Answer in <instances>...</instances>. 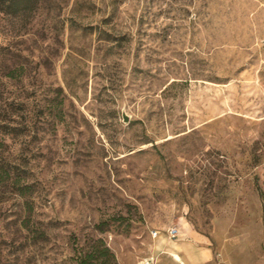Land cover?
<instances>
[{"label": "rangeland", "instance_id": "374dc122", "mask_svg": "<svg viewBox=\"0 0 264 264\" xmlns=\"http://www.w3.org/2000/svg\"><path fill=\"white\" fill-rule=\"evenodd\" d=\"M75 2L0 20L37 183L0 194V264H264V0Z\"/></svg>", "mask_w": 264, "mask_h": 264}, {"label": "trees", "instance_id": "16d2710c", "mask_svg": "<svg viewBox=\"0 0 264 264\" xmlns=\"http://www.w3.org/2000/svg\"><path fill=\"white\" fill-rule=\"evenodd\" d=\"M79 1L76 0L75 6L79 4ZM69 3L70 0H0V20L23 22L30 19V22L32 20V22L39 24L41 17L45 15V19L49 21L48 27L59 32L64 30L65 24L58 17V13ZM8 48L9 46H6L3 49ZM19 70H21L19 67H11L6 63L0 64V194L11 193L21 200L30 198L32 201L36 193V181L29 180L31 175L30 177L26 176L25 170L20 171L19 167L22 164L17 163L18 159L14 157L11 151H8L7 154L2 151V148L8 146L6 144L7 138L18 135L20 124L22 125L20 112L25 106L24 100L19 97L13 99V105L19 107L15 111L21 117L19 120V117L10 114L7 109L10 97L6 91L9 87L19 88L22 85L23 79L18 75ZM8 201L6 198H0V210ZM24 206L30 211L33 209V203L27 199Z\"/></svg>", "mask_w": 264, "mask_h": 264}, {"label": "built area", "instance_id": "2783aa9c", "mask_svg": "<svg viewBox=\"0 0 264 264\" xmlns=\"http://www.w3.org/2000/svg\"><path fill=\"white\" fill-rule=\"evenodd\" d=\"M169 235L171 236L172 239H177L179 238V231L177 229H172L169 231ZM157 236H158V232H154L153 237L156 238ZM146 264H154V262L151 259L150 261H147Z\"/></svg>", "mask_w": 264, "mask_h": 264}, {"label": "crops", "instance_id": "0c3cea01", "mask_svg": "<svg viewBox=\"0 0 264 264\" xmlns=\"http://www.w3.org/2000/svg\"><path fill=\"white\" fill-rule=\"evenodd\" d=\"M164 242V241H163ZM166 242V241H165ZM158 250H160V251H164V252H166V254H167V252H169V253H172V252H170V251H167L165 248L164 249H160L159 247H158ZM210 258V255H209V257L207 258V259H209ZM206 259V260H207ZM183 264V263H182Z\"/></svg>", "mask_w": 264, "mask_h": 264}, {"label": "water", "instance_id": "95a60500", "mask_svg": "<svg viewBox=\"0 0 264 264\" xmlns=\"http://www.w3.org/2000/svg\"><path fill=\"white\" fill-rule=\"evenodd\" d=\"M124 121L127 122L128 121V117L126 115H124Z\"/></svg>", "mask_w": 264, "mask_h": 264}, {"label": "bare ground", "instance_id": "6f19581e", "mask_svg": "<svg viewBox=\"0 0 264 264\" xmlns=\"http://www.w3.org/2000/svg\"><path fill=\"white\" fill-rule=\"evenodd\" d=\"M179 258H180L179 256H177V255L175 256L176 261H179Z\"/></svg>", "mask_w": 264, "mask_h": 264}]
</instances>
